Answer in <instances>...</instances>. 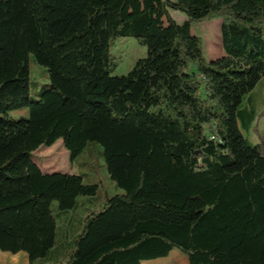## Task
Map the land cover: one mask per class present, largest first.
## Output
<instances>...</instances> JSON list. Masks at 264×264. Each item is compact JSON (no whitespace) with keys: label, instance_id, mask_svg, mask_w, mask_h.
<instances>
[{"label":"trees","instance_id":"obj_1","mask_svg":"<svg viewBox=\"0 0 264 264\" xmlns=\"http://www.w3.org/2000/svg\"><path fill=\"white\" fill-rule=\"evenodd\" d=\"M216 17L224 54L208 60L192 23ZM125 37L147 53L116 75ZM31 56L50 74L36 98ZM263 77L264 0H0V249L30 264H141L176 248L188 264H264V142L240 122ZM60 139L72 163L99 144L124 192L52 260L59 214L101 187L43 171L34 152Z\"/></svg>","mask_w":264,"mask_h":264},{"label":"rangeland","instance_id":"obj_2","mask_svg":"<svg viewBox=\"0 0 264 264\" xmlns=\"http://www.w3.org/2000/svg\"><path fill=\"white\" fill-rule=\"evenodd\" d=\"M170 15L178 22L183 23L188 19V16L179 10L170 9ZM223 19L216 17L213 19L194 21L192 23V31L201 36L203 40V50L208 60L216 59L224 54L222 44L221 26ZM113 54L119 60V67L114 74L121 75L128 73L139 58L146 56L147 49L145 46L139 44L133 37H125L119 39L112 49ZM194 68V67H192ZM30 70H31V96L37 97V93L41 86L49 83L50 74L46 67L40 65L34 58L30 57ZM245 99L242 108L246 106V120L249 122L252 118V113H255V118L248 126L241 122V129L244 135L254 144L264 142V77L255 87V89ZM249 97L251 100L249 101ZM29 113L28 107H21L11 111L15 117L27 116ZM45 146L40 147L34 152V158L39 160L50 169H62L73 171L79 169L84 176L86 183H99L101 187L95 196H80L81 199L91 198L93 203H85L79 208V215L86 216L90 211H99L105 202L106 195H113L116 193L124 192L119 188L116 183L110 178L106 169L105 161L101 156V146L97 143H91L88 147L80 153L76 161L71 165L69 155L64 150L63 141L58 140L55 147L51 149ZM66 149V148H65ZM100 150V151H99ZM91 201V202H92ZM57 202L53 203V210H56ZM90 208L86 211L85 207ZM71 212V211H70ZM61 226V220L58 217V227ZM57 243L61 245L63 255L61 257L53 258V260H61L66 255V250L69 251L68 240H64L61 234V228L58 230ZM60 249V248H59ZM48 258H40L34 264H43ZM141 264H188L186 255L179 249H174L171 254L166 258L156 260L144 261Z\"/></svg>","mask_w":264,"mask_h":264},{"label":"crops","instance_id":"obj_3","mask_svg":"<svg viewBox=\"0 0 264 264\" xmlns=\"http://www.w3.org/2000/svg\"><path fill=\"white\" fill-rule=\"evenodd\" d=\"M57 142L54 145L47 147V148H44V149H51V148L55 147ZM64 150L66 151L67 149L64 148ZM66 153L69 155L68 150L66 151ZM38 160H39V157H38ZM73 163L71 162L72 166H73ZM39 165L41 166V168L45 172H52V171H61V172H68V173H78L79 172V169L73 170V171H67V170H62V169H53L52 170V169H50L51 168L50 166L44 165L40 160H39ZM91 201H92L91 198H86V199L83 198V199H81V201L79 198L78 199V202H79L78 207H76L75 209H72V210H69L66 212H62L59 214V219L61 220V226H59V228H61V234L63 235L64 240L65 239L68 240V246L71 245V241L81 231V228L83 226V220L85 217L79 215V208L81 206H83L85 203H88V204L93 203V201L92 202ZM85 209H86V211H88L90 208H88L86 206ZM60 246L61 245H57V247L52 250V253H51V259L52 260L54 257L57 258V257H61V255H63V251H62ZM65 255L66 256L68 255L67 250H66ZM0 264H30V257L28 255V253L25 251H20L18 253H12V252H8V251H2L0 249Z\"/></svg>","mask_w":264,"mask_h":264},{"label":"water","instance_id":"obj_4","mask_svg":"<svg viewBox=\"0 0 264 264\" xmlns=\"http://www.w3.org/2000/svg\"><path fill=\"white\" fill-rule=\"evenodd\" d=\"M61 172V171H60Z\"/></svg>","mask_w":264,"mask_h":264}]
</instances>
